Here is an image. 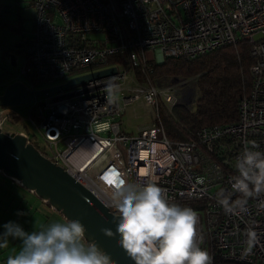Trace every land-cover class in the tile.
Returning <instances> with one entry per match:
<instances>
[{
	"label": "built area",
	"instance_id": "built-area-1",
	"mask_svg": "<svg viewBox=\"0 0 264 264\" xmlns=\"http://www.w3.org/2000/svg\"><path fill=\"white\" fill-rule=\"evenodd\" d=\"M33 5L37 20L21 70L31 86L117 69L35 98L29 119L42 137L43 148L34 143L41 153L115 215L114 184L105 179L113 173L129 182H156L170 202L202 200L197 237L203 243L204 223L213 262L264 264V194L248 197L243 212H226L220 203L244 198L232 185L245 147L255 141L264 151V0H34ZM240 39L251 42L254 61L236 121L204 126L187 140L168 139L156 121L158 107L171 109L179 94L155 82L137 83L134 70L150 72L165 58L191 60ZM139 98L152 109L153 121L131 136L115 119ZM0 115L3 120V109ZM7 116L18 118L12 111ZM119 145L127 147L128 166ZM249 228L259 242L244 256Z\"/></svg>",
	"mask_w": 264,
	"mask_h": 264
},
{
	"label": "clouds",
	"instance_id": "clouds-1",
	"mask_svg": "<svg viewBox=\"0 0 264 264\" xmlns=\"http://www.w3.org/2000/svg\"><path fill=\"white\" fill-rule=\"evenodd\" d=\"M239 175L233 189L243 199L230 205L228 198L220 203L226 212L246 211L247 198L264 194V151L253 141L237 158ZM141 175H147L142 173ZM111 202L118 211L116 233L119 245L135 264H213L210 251L198 241L197 213L188 206L170 202L165 189L156 182H129L117 179ZM0 249L11 240L20 247L9 255L6 264H114L110 255L86 239V228L79 219L53 221L38 230L27 232L16 222L3 225ZM105 234L113 236L110 229ZM248 247L243 255L252 253L259 242L256 230L247 232Z\"/></svg>",
	"mask_w": 264,
	"mask_h": 264
},
{
	"label": "rangeland",
	"instance_id": "rangeland-1",
	"mask_svg": "<svg viewBox=\"0 0 264 264\" xmlns=\"http://www.w3.org/2000/svg\"><path fill=\"white\" fill-rule=\"evenodd\" d=\"M33 2L34 0H0V94L7 84L14 81H22L29 88L39 90L63 84L68 78L75 75L72 74L64 79H55L50 82H35L31 86L28 79L22 74L21 70L26 60L24 47L34 35L37 20V12ZM154 57L157 60L156 52ZM88 71H92V69L83 71V73ZM154 82L159 86L173 88L179 94L178 104L183 105L188 110L194 109L195 101L198 98L194 79L162 78ZM36 99L40 101L43 98L38 97ZM36 99L5 108L0 107V110L3 109L5 117L1 122V127L5 132L28 133L33 143L43 148L42 137L29 119ZM10 111L18 116L17 122L11 116H7ZM152 121V109L144 105L141 98L115 119V122L121 125V129L131 136L149 126ZM59 148L62 149L63 145H60ZM119 150L123 155L125 165L128 166L127 147L119 145ZM196 213L202 217L199 211ZM57 220L65 221L66 219L47 206L34 193L0 172V230H2L0 233L4 231L3 225L10 221L18 223L25 231L31 232ZM201 234L203 236L201 246L210 251V241L204 223H202ZM15 242L16 245L21 243L19 240H11L10 238L9 245L15 246ZM10 249L8 248V250Z\"/></svg>",
	"mask_w": 264,
	"mask_h": 264
},
{
	"label": "water",
	"instance_id": "water-1",
	"mask_svg": "<svg viewBox=\"0 0 264 264\" xmlns=\"http://www.w3.org/2000/svg\"><path fill=\"white\" fill-rule=\"evenodd\" d=\"M116 71L115 67H110L81 74L63 84L39 90H32L22 81H14L7 84L0 94V107L22 104L58 89L110 76ZM1 122L0 115V172L34 193L65 219H79L86 228L87 241L96 243L109 254L114 264H135L118 243V215L111 213L61 165L45 157L25 133L5 132ZM104 229H110L114 235H106Z\"/></svg>",
	"mask_w": 264,
	"mask_h": 264
},
{
	"label": "trees",
	"instance_id": "trees-1",
	"mask_svg": "<svg viewBox=\"0 0 264 264\" xmlns=\"http://www.w3.org/2000/svg\"><path fill=\"white\" fill-rule=\"evenodd\" d=\"M117 58L114 57L111 61L115 63ZM253 61L251 42L240 39L191 60L165 58L160 64H152L150 72L136 68L134 75L137 83L154 82L162 78H192L196 81L198 98L194 109L188 110L181 104L174 105L169 110L162 104L158 107L156 121L163 126L167 138L171 141H183L204 126L236 121L238 104L250 88L249 69ZM27 62L26 55V65ZM12 118L15 122L19 120L17 117ZM178 204L191 207L195 212L203 208L202 200ZM213 264L255 263L216 258Z\"/></svg>",
	"mask_w": 264,
	"mask_h": 264
},
{
	"label": "crops",
	"instance_id": "crops-1",
	"mask_svg": "<svg viewBox=\"0 0 264 264\" xmlns=\"http://www.w3.org/2000/svg\"><path fill=\"white\" fill-rule=\"evenodd\" d=\"M31 40V39H30ZM30 42V41H29ZM27 45V44H26ZM25 48V47H24ZM26 59V58H25ZM25 62H26V60H25ZM25 62H24V64H25ZM104 133V132H103ZM103 133H101V135H106V134H103ZM34 199V198H33ZM44 202V201H43ZM45 203V202H44ZM46 204V203H45ZM47 205V204H46ZM48 206V205H47ZM2 230H0V232H1ZM15 246H10V245H8V247L7 248H3V249H0V264H6V259H7V257L9 256V255H13V254H15V252L19 249V247L21 246L20 244L19 245H16V242H15V244H14ZM8 248L10 249V250H8Z\"/></svg>",
	"mask_w": 264,
	"mask_h": 264
},
{
	"label": "snow or ice",
	"instance_id": "snow-or-ice-1",
	"mask_svg": "<svg viewBox=\"0 0 264 264\" xmlns=\"http://www.w3.org/2000/svg\"><path fill=\"white\" fill-rule=\"evenodd\" d=\"M105 179L108 180L110 184H114L117 180V174L113 173L111 177H105Z\"/></svg>",
	"mask_w": 264,
	"mask_h": 264
},
{
	"label": "flooded vegetation",
	"instance_id": "flooded-vegetation-1",
	"mask_svg": "<svg viewBox=\"0 0 264 264\" xmlns=\"http://www.w3.org/2000/svg\"><path fill=\"white\" fill-rule=\"evenodd\" d=\"M24 50H25V48H24Z\"/></svg>",
	"mask_w": 264,
	"mask_h": 264
}]
</instances>
